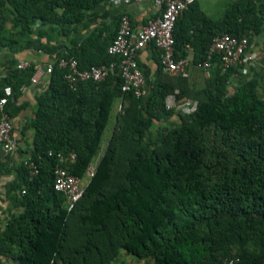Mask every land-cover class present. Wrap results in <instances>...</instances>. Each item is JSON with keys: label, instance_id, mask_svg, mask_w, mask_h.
<instances>
[{"label": "trees", "instance_id": "16d2710c", "mask_svg": "<svg viewBox=\"0 0 264 264\" xmlns=\"http://www.w3.org/2000/svg\"><path fill=\"white\" fill-rule=\"evenodd\" d=\"M102 1L0 0V52L37 42L54 62L33 116L22 125V133L32 131L29 156L38 172L29 179L22 163L9 183L14 207L22 211L0 225V264L3 257L18 264H112L121 250L150 264H221L229 257H237L235 264H264V97L258 92H264V70L232 86L243 66L225 70L215 54L196 88L188 76L163 72L158 51L156 74L141 96L121 90L118 72L71 89L59 58L74 56L87 67L116 57L107 53L101 29L71 53L53 33L85 26L86 12ZM222 33L245 35L252 44L264 33V0H235L217 19L192 3L175 22V55L191 54V63H201L213 36ZM16 63H4L0 95L9 84L16 98L18 88L30 84L35 67L21 70ZM174 89L196 100V109L178 111V123L162 126L150 142L153 122L175 112L164 104ZM117 99L124 105L117 128L68 209L65 195L54 189L56 160L48 151L75 152L69 169L83 177ZM6 109L12 119L22 105L10 101Z\"/></svg>", "mask_w": 264, "mask_h": 264}, {"label": "built area", "instance_id": "2783aa9c", "mask_svg": "<svg viewBox=\"0 0 264 264\" xmlns=\"http://www.w3.org/2000/svg\"><path fill=\"white\" fill-rule=\"evenodd\" d=\"M130 0H109L113 5H126ZM197 0H154L157 9L155 17L136 30H133L130 16L123 11L119 18L116 32L107 46V53L116 57L109 62L92 64L81 67L74 56L62 57L57 64L64 70V78L71 89L85 81L99 82L109 75L118 72L122 78L121 90L132 91L136 96H141L146 91V82L142 69L138 63L137 55L139 50L152 44L159 51V63L163 72L171 75H188V66L191 64V54L187 56L175 55L173 29L179 15ZM215 54L220 56L221 66L227 70L232 67L247 65L256 58V54L249 43L247 36H236L228 33L216 34L213 36L207 51L206 59L200 66L209 76L210 60ZM30 62L20 59L16 63L18 69H25ZM54 62L44 65L39 64L30 78V83L35 84L39 78L49 74ZM7 71L0 66V80L6 78ZM28 85H21L18 90L23 92ZM179 89H174L164 98L167 110L179 111L183 114H190L195 111L197 101L187 97H178ZM14 91L8 84L3 87L0 95V149L4 153L13 152L18 141L13 133V121L6 109L10 101H14ZM123 102L119 103V111H123ZM48 155L54 156V189L63 193L66 197V207L71 209L74 203L82 196L84 186L93 176L96 162H91L83 177L76 176L70 172L69 165L75 160V152H52ZM23 165L27 168L29 179L38 172L36 160L28 156ZM24 192V190H22ZM237 257H229L221 264H235Z\"/></svg>", "mask_w": 264, "mask_h": 264}, {"label": "crops", "instance_id": "0c3cea01", "mask_svg": "<svg viewBox=\"0 0 264 264\" xmlns=\"http://www.w3.org/2000/svg\"><path fill=\"white\" fill-rule=\"evenodd\" d=\"M216 1L217 0H197L196 6L205 15L211 17ZM121 11H126L129 14L133 30H136L146 24L150 19L154 18L157 9L154 6V0H130L128 4L120 6L113 5L109 0H103L86 12L83 20L84 23H86L85 26L81 23L67 25L66 30L69 31L64 35L60 32L59 34L53 33L57 40V44L60 45L62 51L71 53L82 43L86 36L97 29H101V41L108 44L116 32L119 22V13ZM39 27L40 24L36 23L35 30ZM34 37H36V34ZM257 40L258 36L254 38L251 44L256 58L259 54ZM33 45L34 46L28 45L16 52L3 49L0 52V64L7 71V66L4 65V63L8 59H14L15 61L24 59L32 63L34 67L39 64L44 65L53 62L51 55L37 47V42L33 43ZM191 51L192 49H190L189 53H192ZM256 58L254 61L244 65L242 72L249 74L255 68H258L257 72L253 71L251 74L252 76L258 75L263 68L262 61L264 58L263 60H258ZM137 60L145 77L146 87L150 86L151 80L156 74L158 50L150 44L139 50ZM193 64L188 66L187 76L189 83L193 87H201L204 85V76L202 77L199 73L197 65ZM48 75L49 74H45L41 76L35 84L30 83L27 89L18 93L17 97L14 99V103L22 105V109L19 113L12 118L14 125L13 133L17 138L18 145L11 153H4L0 149V225L2 227L7 223L10 213H19L22 211V207H14L10 197L12 193L9 192V183L16 180L18 167L29 156L32 149V131L26 130L25 133H22V125L33 116L36 109V96L46 87ZM3 261L4 264H18L11 257H3Z\"/></svg>", "mask_w": 264, "mask_h": 264}, {"label": "rangeland", "instance_id": "374dc122", "mask_svg": "<svg viewBox=\"0 0 264 264\" xmlns=\"http://www.w3.org/2000/svg\"><path fill=\"white\" fill-rule=\"evenodd\" d=\"M234 1L235 0H217L216 4L214 6V10H212L211 18H213V19L220 18L224 14L225 8H227ZM254 1L258 3L262 0H254ZM257 43H258V47H259L258 48L259 52L258 51L257 52L259 54H258V57L256 59H258V60L262 59L263 60V58H264V33H261L260 35H258ZM199 63L196 64L197 69H198L199 73L201 74V76L202 77L204 76L203 78L205 80L207 78L205 71L203 70V68L200 66ZM191 64H193V63H191ZM262 65H263V68L260 70V73L264 70V60L262 61ZM257 70H258V68H255L253 71L257 72ZM252 72H250L249 74H246V73L241 71L235 77H233L231 85L234 86V85H237L238 83L242 82L244 79L248 78L252 74ZM148 89H149V86H147L146 92L148 91ZM258 92L260 95H262L264 97V92L262 91L261 88L258 89ZM119 103H120V99H117L113 104L108 124H107V126L103 132V135H102L99 152L92 160V162H94V163L97 162L99 156L103 153L108 139L110 138L112 132L117 128L118 114L120 113L119 109H118ZM177 112L178 111H175L174 114L171 115L169 118L162 119L160 121H154L150 130H149V133L146 137L147 140L152 142L154 139H156L160 135L162 126L170 127V126H173L176 123H178L179 113H177ZM112 264H150V261L148 262V261H144V260H138L135 256L130 255V254L126 253L125 251L121 250L119 256L117 257V259L115 261L112 262Z\"/></svg>", "mask_w": 264, "mask_h": 264}]
</instances>
